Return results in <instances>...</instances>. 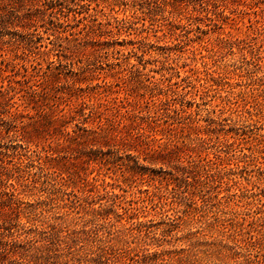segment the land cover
I'll return each mask as SVG.
<instances>
[{
	"label": "rangeland",
	"instance_id": "obj_1",
	"mask_svg": "<svg viewBox=\"0 0 264 264\" xmlns=\"http://www.w3.org/2000/svg\"><path fill=\"white\" fill-rule=\"evenodd\" d=\"M0 264H264V0H0Z\"/></svg>",
	"mask_w": 264,
	"mask_h": 264
}]
</instances>
